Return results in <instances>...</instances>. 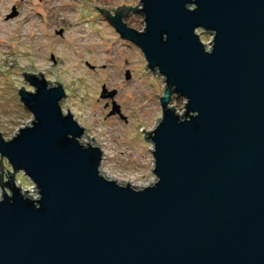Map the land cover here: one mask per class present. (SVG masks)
I'll return each mask as SVG.
<instances>
[{"label": "water", "instance_id": "1", "mask_svg": "<svg viewBox=\"0 0 264 264\" xmlns=\"http://www.w3.org/2000/svg\"><path fill=\"white\" fill-rule=\"evenodd\" d=\"M139 3L141 32L122 21L138 3L109 17L95 8L163 80L160 118L140 130L155 181L105 178L100 150L79 142L83 128L60 109V84L22 72L32 120L0 136L12 171L1 182L0 163V264H264V0ZM172 95L185 101L181 115ZM14 172L35 199L13 186Z\"/></svg>", "mask_w": 264, "mask_h": 264}, {"label": "rangeland", "instance_id": "2", "mask_svg": "<svg viewBox=\"0 0 264 264\" xmlns=\"http://www.w3.org/2000/svg\"><path fill=\"white\" fill-rule=\"evenodd\" d=\"M120 6L135 7L122 21L143 31L142 15L136 10L139 0H0V136L7 141L32 120L17 91L21 87L33 92L22 72H38L47 86L62 87L60 109L66 114L67 108L83 128L81 144L99 147L101 174L141 188L155 177L152 146L140 130L151 131L159 120L164 83L147 69L138 48L121 39L96 9L114 16ZM196 33L209 50L210 35ZM184 103L172 95L168 106L181 115ZM0 163L5 182V170L12 171L5 159L0 157ZM12 183L21 194L37 197L21 172L13 173ZM2 190L10 195L8 188Z\"/></svg>", "mask_w": 264, "mask_h": 264}, {"label": "bare ground", "instance_id": "3", "mask_svg": "<svg viewBox=\"0 0 264 264\" xmlns=\"http://www.w3.org/2000/svg\"><path fill=\"white\" fill-rule=\"evenodd\" d=\"M98 149H99V147H98ZM102 159V158H101ZM101 171V170H100ZM101 173H103V172H101ZM104 174H106V173H104ZM104 176V175H103ZM107 176V175H106ZM116 181V180H115ZM129 184V183H128ZM133 187V186H132Z\"/></svg>", "mask_w": 264, "mask_h": 264}, {"label": "flooded vegetation", "instance_id": "4", "mask_svg": "<svg viewBox=\"0 0 264 264\" xmlns=\"http://www.w3.org/2000/svg\"><path fill=\"white\" fill-rule=\"evenodd\" d=\"M109 17V16H108Z\"/></svg>", "mask_w": 264, "mask_h": 264}]
</instances>
